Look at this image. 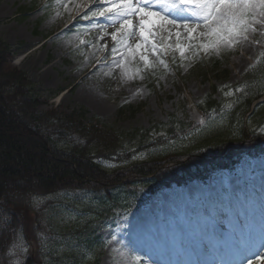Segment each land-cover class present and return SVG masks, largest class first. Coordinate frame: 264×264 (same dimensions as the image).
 <instances>
[{"label":"rangeland","instance_id":"rangeland-1","mask_svg":"<svg viewBox=\"0 0 264 264\" xmlns=\"http://www.w3.org/2000/svg\"><path fill=\"white\" fill-rule=\"evenodd\" d=\"M66 3L67 0H0V38L12 47L14 66L28 74L35 96L43 101L41 111H86L87 123L99 122L127 136L135 130L160 127L154 129L143 144L125 137L118 152L95 154L96 161L104 169L113 173L132 163L187 151L199 142L211 143L214 133L229 139L241 138V122L230 124L228 115L232 102L227 101L225 116L214 117L208 123L198 105L212 93L213 86L217 88L216 99H220L224 95L234 97L232 92L226 93V87L246 83L247 74L264 55V36L260 34L259 25H256V33H249L247 41L233 47L222 45L218 51L210 49L207 53L199 49V44L208 39L197 36L203 29H197L193 34L197 38L189 40L182 28L158 27L152 35L153 44L131 63L126 79L129 83L124 85L117 81V74L114 76L111 69L96 68L101 53L90 54L92 47L82 27L50 43L59 28L75 22L74 15L78 10L70 12L66 7L60 12V6ZM95 19L89 15V19L82 18L78 22L82 25ZM17 31H24V34L19 36ZM178 31L179 38L176 36ZM133 32L134 35L128 36L120 33L117 39L126 42L135 36L136 30ZM257 40L260 43H255ZM45 44V50L36 51V47ZM60 45L67 49L59 48ZM180 48L184 49L183 57ZM197 51L199 54H194ZM141 57L147 58V67ZM214 59L222 62L217 76L211 73ZM83 84H86L85 89L92 90L93 99L84 96ZM123 107L137 111L121 115ZM172 117L201 128L187 138L167 141L165 125ZM245 127L253 128L251 131L257 129L253 122H247ZM259 134L264 137V125L256 135ZM164 140L165 145L158 143ZM246 156L234 166L235 169L214 171L205 183L194 182L187 187L173 186L164 190L158 195L162 201L159 205L155 196L146 206L110 219L99 215L100 198L93 192L65 191L35 198L31 213L25 215L27 232L19 235L12 252L14 263L22 264L26 258L33 257L40 264H92L99 257L100 264H141L148 258L139 250L148 253L172 249L180 237L185 236L183 243L192 244L193 248L181 256L178 254L176 258L181 261L172 257L173 263L219 264L220 256L215 255L212 247L223 244L219 240L221 236L239 251L245 241L250 245L254 243L253 239L264 241V154ZM190 188L202 192L210 207L220 206V221L213 218L211 209L208 213L212 216L200 214L193 192L186 196ZM120 189L122 187L116 190V194L121 193ZM167 203L177 209H187L182 216L190 230L189 238L176 220L170 219L165 225L162 223L166 220L164 214L161 218L155 207L157 210H165L164 206L171 209ZM151 208L155 210L153 213H150ZM137 214L140 217H133ZM168 214L172 218L171 213ZM138 218L143 225L132 230L134 238L124 246L128 233H123L121 227L129 228ZM171 229L175 236L167 235ZM203 232L209 234L210 241L208 238L199 239ZM146 237L152 240L146 241ZM132 248L138 253L131 255ZM260 259L264 264V255Z\"/></svg>","mask_w":264,"mask_h":264},{"label":"trees","instance_id":"trees-1","mask_svg":"<svg viewBox=\"0 0 264 264\" xmlns=\"http://www.w3.org/2000/svg\"><path fill=\"white\" fill-rule=\"evenodd\" d=\"M13 57L12 47L0 38V264H15L13 245L23 231L27 232L25 215L31 213L35 198L65 191L93 192L100 198L99 215L109 218L146 205L158 191L205 182L214 171L233 169L244 156L264 152V137L256 135L264 125V104L247 118L253 103L264 96V55L247 74L245 84L225 88L234 97L216 99L214 86L198 105L208 123L225 116L226 103L232 102L228 116L230 124L241 122V138L214 133L211 143L199 142L187 151L132 163L113 173L96 161L95 154L118 152L125 137L143 144L160 127L135 130L127 136L99 122L87 123L86 111H41L43 102L35 96L28 74L12 65ZM221 65L214 59V76ZM136 111L123 107L120 114ZM247 122H253L257 129L245 127ZM165 126L167 141L187 138L201 128L178 122L175 117ZM166 140L158 143L165 145ZM117 187H122L120 194H116ZM22 264L40 261L30 257ZM92 264H100V259Z\"/></svg>","mask_w":264,"mask_h":264},{"label":"snow or ice","instance_id":"snow-or-ice-1","mask_svg":"<svg viewBox=\"0 0 264 264\" xmlns=\"http://www.w3.org/2000/svg\"><path fill=\"white\" fill-rule=\"evenodd\" d=\"M92 3L96 7L84 19H89L90 15L111 20L113 25L119 22L118 31L128 36L134 35L132 18L137 17L140 36L145 43L148 40L146 33L155 35L153 28L167 29L168 25L182 27L189 40L197 38L193 36L197 29H203L197 36L208 38L199 44V49L205 53L210 49L218 51L222 45L233 47L247 41L249 33L258 31L256 25L260 26V34L264 36V0H92ZM154 6L160 10H154ZM176 36L179 38V31ZM112 38L116 40L117 36L113 34ZM180 54L184 56L183 48H180ZM141 59L147 67V58Z\"/></svg>","mask_w":264,"mask_h":264},{"label":"bare ground","instance_id":"bare-ground-1","mask_svg":"<svg viewBox=\"0 0 264 264\" xmlns=\"http://www.w3.org/2000/svg\"><path fill=\"white\" fill-rule=\"evenodd\" d=\"M89 4H91L89 6ZM70 8V12L78 10V13L74 15L75 22L67 26L66 28H59L54 38L50 41L59 40L63 37H65L69 33H73L75 31H78V28L82 27V31L85 32L86 35H88L86 38L90 42V46L92 47L90 54L97 55L98 59L96 61V68L104 69L109 68L111 69L113 75L115 76L117 74V81H121L124 85L129 83L126 80L129 78V70L131 63L140 55L144 49L148 48L150 45L153 44L152 42V35H149L146 33V36L148 37L147 43L143 42L140 32H139V19L137 17H133L132 21L135 25V28L133 30H136L135 36L124 42L121 39L113 40L112 36L115 34L116 36L120 34L121 32L118 31L120 24L119 22H116L115 25H113L111 20H107L104 17H96L95 20L89 21L87 23H84L81 25L80 22H78L79 19H82L86 14H89L92 10L95 9L96 5L92 3V0H67L66 5L60 6V12H64L65 9ZM154 10H160L158 6H154ZM4 11V10H3ZM107 21H110L111 24H108ZM182 28V27H181ZM176 28V29H181ZM158 31V27L153 28L152 32L154 33ZM17 34L19 36H22L24 34V31H17ZM156 42H158V39H156ZM137 45H140V47H137ZM45 45H41L36 47V51L38 50H45ZM63 47L62 45L59 46ZM80 46H77L79 48ZM115 48V52H113V49ZM64 50L67 49V47H63ZM113 56V57H112ZM112 57V59L107 60V58ZM111 73V74H112ZM86 84H83L81 89L84 91V96H87L88 98H94L92 95V90L85 89ZM85 89V90H84ZM192 191L195 195L196 199L200 202H204L205 195H203L202 192L199 190H195L190 188L188 193ZM164 198L162 195L160 196ZM161 198L156 200V204H160ZM168 204V203H167ZM171 207V210L178 214L182 220L184 221V218L182 215L186 214V210L184 208H176L173 207L171 203L168 204ZM156 213H158V210L156 209ZM154 208H151L150 213H153ZM162 211L159 210V213ZM158 213V214H159ZM169 212L166 211V209L163 211L164 217L166 221H170L172 219ZM188 213V211H187ZM140 214V213H139ZM138 215V214H137ZM135 215L133 217H140V215ZM248 223H250V219L247 220ZM126 221H124L121 224H124ZM154 223L157 225V221L154 220ZM143 224L141 222V218H138L135 222H133V225H131L129 228L121 227V230L123 233H128V236L126 240L123 242V245L126 246V243L128 240H131L134 238L132 230L134 228H139ZM172 225L169 226L171 228ZM180 241L178 242L177 246H174V248H168V249H161L159 252H146L144 249L139 250L141 254H143L147 259H143L141 264H174L171 260L173 255L177 256L179 254L180 256L184 254V250H186L185 244L183 243V236L180 237ZM208 238V239H207ZM199 239L204 240H211L208 233H201L199 236ZM146 241L152 240L149 239V237L145 238ZM221 240V243L214 245L212 248L214 249V253L216 256H220L219 258V264H263L260 257L264 255V241L259 239H253L254 243L251 242V245L247 243V241L243 242L242 246L240 247V251L237 250L234 246L228 244V239L221 236L219 239ZM245 240H247L245 238ZM207 243H209L207 241ZM259 244L258 247L255 245ZM210 245V244H208ZM211 247V246H210ZM138 253V250H134L132 248L131 255ZM234 259V257H236ZM231 260V262H230ZM181 264H188L185 261H182Z\"/></svg>","mask_w":264,"mask_h":264},{"label":"water","instance_id":"water-1","mask_svg":"<svg viewBox=\"0 0 264 264\" xmlns=\"http://www.w3.org/2000/svg\"><path fill=\"white\" fill-rule=\"evenodd\" d=\"M261 102H264V99H262V100H261L260 102H258V103H261ZM258 103H256V104H258ZM256 104H255V105H256Z\"/></svg>","mask_w":264,"mask_h":264}]
</instances>
